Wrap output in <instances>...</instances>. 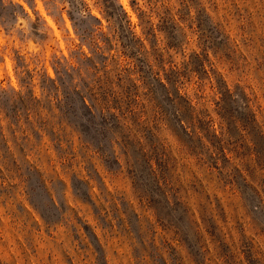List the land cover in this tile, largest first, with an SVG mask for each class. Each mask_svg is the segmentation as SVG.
<instances>
[{
	"label": "rangeland",
	"instance_id": "obj_1",
	"mask_svg": "<svg viewBox=\"0 0 264 264\" xmlns=\"http://www.w3.org/2000/svg\"><path fill=\"white\" fill-rule=\"evenodd\" d=\"M0 264H264V0H0Z\"/></svg>",
	"mask_w": 264,
	"mask_h": 264
},
{
	"label": "trees",
	"instance_id": "obj_2",
	"mask_svg": "<svg viewBox=\"0 0 264 264\" xmlns=\"http://www.w3.org/2000/svg\"><path fill=\"white\" fill-rule=\"evenodd\" d=\"M80 101H81V104L83 105V107H85V109L90 111V106H88L85 96L81 95Z\"/></svg>",
	"mask_w": 264,
	"mask_h": 264
}]
</instances>
